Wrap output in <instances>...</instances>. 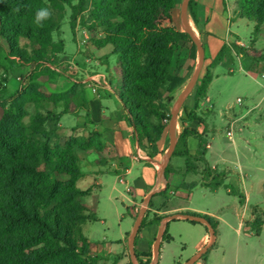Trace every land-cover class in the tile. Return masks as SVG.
<instances>
[{"label":"trees","instance_id":"obj_1","mask_svg":"<svg viewBox=\"0 0 264 264\" xmlns=\"http://www.w3.org/2000/svg\"><path fill=\"white\" fill-rule=\"evenodd\" d=\"M66 6L72 10L70 26L74 36L78 16L90 6V20L104 34L93 39L92 44L96 49L111 45L112 54L118 56L114 70L123 81L119 97L128 112L127 122L134 129L139 145L151 157H154L151 147L167 133L170 106L177 90L186 82L174 71L180 51H187L184 70L193 71L197 64V46L179 26L178 0H79L76 5L73 0H0V56L3 39L9 56L31 68V75L21 89L0 105V264H98L102 260L101 256L91 255V243L84 235L85 225L97 221V214L85 203L92 187L78 186L83 172L76 152V149L102 152V136L92 131L60 143L59 124L64 115L84 109L90 122L84 87L73 84L67 91L52 92L44 84L58 75L48 63L47 51L50 48L52 54H58L65 49L64 42L53 40V33L61 27ZM237 6L239 15L254 24V38L249 47L225 44L198 80L195 108L183 106L184 113L179 119L182 132L172 158H182L186 172L197 174L199 182L182 180L173 186L169 180L178 170L169 164L165 170L166 187L156 194L165 202L181 192L188 197L198 186L212 191L225 186L230 194L239 195L241 202H245L244 195L226 184V172L209 163L206 134L192 127L194 122L206 123L198 110L208 96L212 68L234 54L248 61L250 69L264 63V50L255 47L256 36L264 26V0H238ZM41 7H48L52 16L42 27H36L33 18ZM196 7L195 0H190L189 12L195 23ZM22 38L38 46L32 57L21 48ZM6 93L4 89L0 96ZM29 107L34 108L32 114ZM59 108L62 110L58 111ZM190 137L198 141L195 154L189 149ZM257 213L255 206L252 214ZM185 214L204 218L217 235L219 221L215 217L196 212ZM162 219L147 221L145 217L140 230L160 224ZM263 224L257 217L247 225L260 235ZM168 230L169 224L163 241L171 242L173 237Z\"/></svg>","mask_w":264,"mask_h":264},{"label":"rangeland","instance_id":"obj_2","mask_svg":"<svg viewBox=\"0 0 264 264\" xmlns=\"http://www.w3.org/2000/svg\"><path fill=\"white\" fill-rule=\"evenodd\" d=\"M78 2L79 0H73L74 5ZM226 2L235 16L230 30L238 35L246 46H250L254 38V24L245 17L237 16L238 0ZM183 3L184 0H178V22L180 28L185 31L182 28ZM71 15V8L66 6L61 27L53 33V40L64 42L65 49L58 54H52L51 49H48V63L58 75L46 80V87L52 92L67 91L73 84L89 85V88L95 89L97 82L93 79H103L93 77L96 74L106 75V79H121L114 72L118 56L111 54L110 47L109 51L107 48L98 50L92 44L93 39L102 38L104 34L102 28L90 20V6L78 16L75 36L70 26ZM194 33L200 41L198 34ZM1 42L3 48L0 56V93L4 89L7 93L0 96V105L9 101L31 75L30 66L23 64L18 58L9 56L5 41L1 39ZM19 44L28 57H32L34 49L38 48L24 38L20 39ZM255 47L264 50V30L256 36ZM186 56L187 51L182 49L178 60L175 61L174 71L179 74L185 72L189 82L196 67L190 72L183 69ZM261 64L257 70L250 69L249 63L242 64L235 58L230 60L229 64L224 63L216 67L209 92L214 100L215 110L211 114H202L209 127L208 140L212 145L207 159L211 165H216L220 171L226 172V184H231L244 195L245 202H241L239 195L230 194L225 186L216 191L198 186L188 197L186 192H182L180 196L172 197L169 202L156 196V193L143 212V220L145 217L147 221L154 218L163 219L158 223L159 226L157 224L154 237L151 234V226L139 229L133 247L134 253H131L129 239L144 203L141 202L133 214L134 203L140 202L142 195L135 190V193H129L127 189H135V181L141 177L144 162L133 164L131 173L124 177L126 183L120 181V173L114 171L110 162L111 165L102 168L101 173H91L88 183L82 179L78 184L80 188L98 184L92 195L85 199L87 205L97 214V221L89 222L84 227V235L91 242V255L102 257L98 264H155L156 261L157 264H185L198 252L197 248L204 240L206 228L200 224L182 221L185 220L183 217L170 220L175 215H185L180 213L182 211L211 214L219 221L214 244L194 264H264V224L260 235H256L247 225L253 223L257 217L264 223V87L261 86L264 85V63ZM203 73L204 68L200 77ZM177 97L170 106L171 117ZM28 110L30 114L34 112L32 107ZM86 114L84 109H78L76 114L63 116L59 124L60 143H65L73 135L87 136L90 133L87 125L79 126L83 119L87 120ZM179 119L180 113L176 127L178 139L182 132ZM169 124L170 121L166 133V148L170 147ZM229 132H232V137ZM168 151L162 156L161 164H165ZM76 152L80 154L81 150L76 149ZM146 152L149 153L148 150ZM169 164L178 170V179L188 183L199 182L197 174L186 172L182 158H171ZM82 169L84 171L83 167ZM255 206L258 207L256 216L252 214ZM162 223L169 224L168 231L173 240L160 243L157 257L155 243ZM151 244L152 255L145 261L146 256L150 255ZM142 251H147L148 254H142ZM142 256L144 258H141Z\"/></svg>","mask_w":264,"mask_h":264},{"label":"crops","instance_id":"obj_3","mask_svg":"<svg viewBox=\"0 0 264 264\" xmlns=\"http://www.w3.org/2000/svg\"><path fill=\"white\" fill-rule=\"evenodd\" d=\"M195 2L197 5L196 7L197 23L194 22L189 10H188V22L192 27L193 31L198 34L200 38V42L203 45L205 51V59L203 64L204 69L216 58V56L218 55V53L225 44L236 42L238 45L249 47L246 46L240 40L238 35L233 34L229 28L232 25V21L235 16L232 14L231 8L227 4L226 0H195ZM263 27L261 29L262 31L264 30ZM182 28H183V24H182ZM109 47L111 48V54H112L111 45H107L104 48H107V50L109 51L110 50ZM235 58H237L240 62H242V64H244L245 62L249 63L248 61H243V59L236 56V57L226 58L225 61L220 65L224 63L229 64V61ZM198 60H199V55L197 57V63ZM260 65L262 64H259L255 69L257 70ZM216 67L211 69L213 75L212 82L214 79V69ZM180 75L186 78L185 72L180 73ZM93 77L95 78L103 77V79H93L97 82L95 83L96 85L95 89L89 88V85L83 86L85 91V100L87 102L89 109L90 122H87L86 119H83L79 126L87 125L89 127L90 132L95 131L99 133L102 136L104 149L100 153L96 152L93 149H89L85 151L81 150L80 154L77 153L80 158V166L83 172V177L80 180L84 179L88 183L90 180L89 175L91 173L92 174L101 173L102 168H106L108 165L112 164L111 166L114 168V171L116 173H120L119 174L120 181L122 183H126L124 177L131 173L133 164L135 162H144V167L141 172V177L135 181V189L131 187H128L127 189L129 193H135V191H137L139 194L142 195V200L140 202H135L132 208V212L133 214H135L140 203L141 202L144 203L145 199L148 197L150 193H152L153 191H158L157 193H160L164 191L166 187L167 181H165V179L161 175V170L164 165L161 164L162 156L166 154V152L169 149L166 148V141H167L166 134L163 136L162 140L158 144L151 147V151L154 153V157L148 155L149 153L146 152L147 149L139 145L137 140V135L134 129L129 125V123L126 120L128 112L119 97V92L123 86V81L121 79H106V75L103 74H96ZM188 80L189 79L186 78L185 84L177 90V93L174 98L175 100L176 96H178L176 102L178 101L180 95L185 90L188 84L187 83ZM211 84H210V88H211ZM210 88H209V92H210ZM194 91L195 88L193 89V91L191 92V94L183 104V106L185 105L189 110L194 109L196 106L194 100ZM209 92L207 98L203 101V103L199 107L198 111L201 114H207V113L211 114L215 110L214 100L210 96ZM183 106H182V110L180 109L179 112L180 117L184 113ZM192 127L197 129L201 133H205L208 140L209 127L207 126L206 123L205 125H199L197 124V122H194L192 124ZM78 132L80 134L79 129ZM188 144H189L190 152L192 154H195L198 149V141L195 138L190 137L188 140ZM211 150H212V145L208 140L207 154ZM160 165H161V169H159ZM211 166L218 168V166L216 165H211ZM82 167L84 168V171ZM111 171H113V169ZM178 176H179L178 174L171 176L169 180L170 184H172L173 186H178L182 181V179H178ZM97 186H98L97 183L90 186L93 189L92 193ZM90 187L81 188V189H87ZM181 194L182 192L177 196H180ZM172 212L177 213L175 211ZM190 212H194V211H190ZM180 213H186V212L182 211ZM196 213L206 214L202 212H196ZM207 215L212 216L211 214H207ZM182 221H186V220H182ZM200 225L206 228L205 224L201 223ZM150 226L152 229L151 234L154 237L155 232L157 230V225L153 224ZM209 242H210V233L209 230L207 231L206 229V235L204 237V240L201 241L200 244L198 245L197 251L199 252L206 245H208ZM152 244H151V248L149 249L150 255L146 256V258L144 259L145 261L148 260L152 255L153 252ZM198 252H196V254ZM141 253L148 254L147 251H142ZM141 258H144V256H142Z\"/></svg>","mask_w":264,"mask_h":264},{"label":"water","instance_id":"obj_4","mask_svg":"<svg viewBox=\"0 0 264 264\" xmlns=\"http://www.w3.org/2000/svg\"><path fill=\"white\" fill-rule=\"evenodd\" d=\"M189 3H190V0H184L183 7H182V24H183L184 30L191 35V37L193 38V40L197 46L199 60H198L195 72L193 73V75H192L190 81L188 82L185 90L180 95L178 101L175 104L174 109L172 110V117H171L170 124H169L170 147H169V151H168V154L166 157L165 164L163 165L162 170H161V175L165 179V181H167L166 177H165V170L171 161V158L174 154V151L176 149V145L178 142V138L176 136V127H177L178 115H179L180 109L182 108L183 104L185 103V101L187 100V98L189 97V95L191 94V92L193 91V89L196 87V85L198 83V80H199L200 75H201V71L203 69L204 59H205V51H204L203 45L199 41V39L197 38L196 34L194 33L192 27L190 26V24L188 22ZM157 192L158 191H153L152 193H150L144 201V207H143L142 212H141L142 216L140 215L139 218L137 219L134 231L132 232L131 237L129 239V247H130L131 253H134L133 247H134V243H135L137 234H138L139 229L141 227V223H142L143 215H144L143 212L145 211V209H146L150 199L152 198V196L154 194H156ZM178 217H183L185 220H190V221L202 223L208 227L210 237H211L210 242L203 249H201L196 255H194L188 262L185 263V264H194L198 260H200L202 258V256L205 253H207L208 250L214 244V242L216 240L215 232L211 228V226L208 224V222L202 217L185 214V215H175V216L171 217L170 220H173V219L178 218ZM165 230H166V225H164V223H162L160 225L159 233H158L156 243H155L156 254H157L156 256L157 257L159 254L160 243L163 240V235L165 233ZM132 261L134 262L133 254H132ZM155 264H157V261L155 262Z\"/></svg>","mask_w":264,"mask_h":264},{"label":"clouds","instance_id":"obj_5","mask_svg":"<svg viewBox=\"0 0 264 264\" xmlns=\"http://www.w3.org/2000/svg\"><path fill=\"white\" fill-rule=\"evenodd\" d=\"M52 12L48 7H41L36 9L34 18H33V24L36 27H42L44 25V22L51 19ZM259 83V81H257ZM264 87V85H261Z\"/></svg>","mask_w":264,"mask_h":264},{"label":"built area","instance_id":"obj_6","mask_svg":"<svg viewBox=\"0 0 264 264\" xmlns=\"http://www.w3.org/2000/svg\"><path fill=\"white\" fill-rule=\"evenodd\" d=\"M229 136L232 137V132H229Z\"/></svg>","mask_w":264,"mask_h":264}]
</instances>
